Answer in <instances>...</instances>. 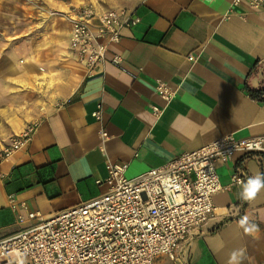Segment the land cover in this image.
<instances>
[{
	"label": "crops",
	"instance_id": "0c3cea01",
	"mask_svg": "<svg viewBox=\"0 0 264 264\" xmlns=\"http://www.w3.org/2000/svg\"><path fill=\"white\" fill-rule=\"evenodd\" d=\"M232 1L124 0L129 21L119 42L87 73L68 48L64 16L19 14L18 2L0 0V150L38 123L30 142L0 163V240L35 222H18L25 212L10 196L46 218L103 194L107 165L126 164L133 178L224 136L264 138V95L244 90L264 81V64L250 74L264 62V9ZM158 80L175 90L169 102ZM261 161L264 152L237 155L216 171L226 185L239 164L260 174ZM240 190L216 193L227 213L190 230L175 259L153 264H228L235 249L244 253L239 264L264 263V190L253 201ZM244 216L259 230L245 233Z\"/></svg>",
	"mask_w": 264,
	"mask_h": 264
},
{
	"label": "built area",
	"instance_id": "2783aa9c",
	"mask_svg": "<svg viewBox=\"0 0 264 264\" xmlns=\"http://www.w3.org/2000/svg\"><path fill=\"white\" fill-rule=\"evenodd\" d=\"M242 1L254 10L264 9V0H233L232 5ZM65 18L70 25L68 48L91 73L104 62L108 46L119 42L129 14L124 6L84 2L71 4ZM120 61L117 54L111 58L115 66ZM155 90L165 102L175 95L160 80ZM159 110L153 107L156 115ZM37 125L33 121L11 137L0 150V163L30 142ZM262 152L264 138L228 135L133 178L126 176V164H110L100 182L107 187L103 194L46 218L10 196V206L19 205L25 212L18 215V222H35L0 240V264H153L163 256L175 259L178 243L190 230L201 228L212 215L227 213L214 204L213 196L241 187L250 177L239 164L223 185L216 164ZM260 174H264L262 161Z\"/></svg>",
	"mask_w": 264,
	"mask_h": 264
},
{
	"label": "rangeland",
	"instance_id": "374dc122",
	"mask_svg": "<svg viewBox=\"0 0 264 264\" xmlns=\"http://www.w3.org/2000/svg\"><path fill=\"white\" fill-rule=\"evenodd\" d=\"M18 7L19 14H31L44 18L54 16L60 22H64L62 17L66 16L67 8L71 4L91 2L104 7L116 8L122 6L124 0H14ZM36 19V18H34ZM78 78V77H77Z\"/></svg>",
	"mask_w": 264,
	"mask_h": 264
},
{
	"label": "clouds",
	"instance_id": "9594fccd",
	"mask_svg": "<svg viewBox=\"0 0 264 264\" xmlns=\"http://www.w3.org/2000/svg\"><path fill=\"white\" fill-rule=\"evenodd\" d=\"M261 190H264V174H256L242 183L238 196L244 201H253ZM239 225L247 234H253L259 230L258 226L255 223H251L247 216L241 218ZM243 255L242 249L233 250L230 254L228 264H239V260Z\"/></svg>",
	"mask_w": 264,
	"mask_h": 264
},
{
	"label": "trees",
	"instance_id": "16d2710c",
	"mask_svg": "<svg viewBox=\"0 0 264 264\" xmlns=\"http://www.w3.org/2000/svg\"><path fill=\"white\" fill-rule=\"evenodd\" d=\"M259 64H264V62H261V63L256 62L254 64V67L252 68V70H251L252 72L250 74H253L256 72L257 66ZM244 90L250 97L256 98V99H262L261 97H262V95H264V81H262L259 84L258 88H252L247 83H245L244 84Z\"/></svg>",
	"mask_w": 264,
	"mask_h": 264
}]
</instances>
